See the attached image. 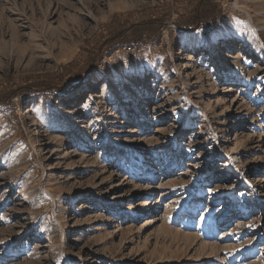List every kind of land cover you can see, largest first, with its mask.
Returning a JSON list of instances; mask_svg holds the SVG:
<instances>
[{
	"label": "rangeland",
	"instance_id": "rangeland-1",
	"mask_svg": "<svg viewBox=\"0 0 264 264\" xmlns=\"http://www.w3.org/2000/svg\"><path fill=\"white\" fill-rule=\"evenodd\" d=\"M0 264H264V0H0Z\"/></svg>",
	"mask_w": 264,
	"mask_h": 264
},
{
	"label": "trees",
	"instance_id": "trees-1",
	"mask_svg": "<svg viewBox=\"0 0 264 264\" xmlns=\"http://www.w3.org/2000/svg\"><path fill=\"white\" fill-rule=\"evenodd\" d=\"M199 24L197 23V25H194L190 30H197L199 28ZM102 50H104L107 47V43H105L104 45H102Z\"/></svg>",
	"mask_w": 264,
	"mask_h": 264
},
{
	"label": "bare ground",
	"instance_id": "bare-ground-1",
	"mask_svg": "<svg viewBox=\"0 0 264 264\" xmlns=\"http://www.w3.org/2000/svg\"><path fill=\"white\" fill-rule=\"evenodd\" d=\"M228 85H231V84H235V82L233 81H230V82H227Z\"/></svg>",
	"mask_w": 264,
	"mask_h": 264
}]
</instances>
